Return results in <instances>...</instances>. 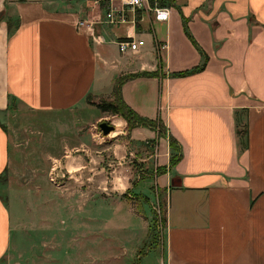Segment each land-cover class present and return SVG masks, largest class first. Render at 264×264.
Returning a JSON list of instances; mask_svg holds the SVG:
<instances>
[{"label":"crops","instance_id":"crops-1","mask_svg":"<svg viewBox=\"0 0 264 264\" xmlns=\"http://www.w3.org/2000/svg\"><path fill=\"white\" fill-rule=\"evenodd\" d=\"M92 1L0 0V114L13 100L27 118H72L73 144L63 148L72 152L92 151L78 136L75 142L77 129L110 121L114 137L85 140L103 152L109 169L106 181L84 186L87 194L138 192L139 181L117 185L118 172L129 156L152 147L139 162H152L153 191L165 196L158 264H264V0H168L165 23L142 17L133 28L102 23ZM183 23L206 61L200 71L177 77L203 63ZM126 33L143 41L135 54L117 51ZM157 44L164 48L157 51ZM117 80L121 101L158 121L165 136L128 130L123 119L86 103L87 96L112 100ZM83 114L93 118L84 123ZM168 136L179 151L170 167ZM15 157L10 126L0 120L5 185ZM10 228L0 199V258Z\"/></svg>","mask_w":264,"mask_h":264},{"label":"rangeland","instance_id":"rangeland-1","mask_svg":"<svg viewBox=\"0 0 264 264\" xmlns=\"http://www.w3.org/2000/svg\"><path fill=\"white\" fill-rule=\"evenodd\" d=\"M167 6H171L169 2ZM100 100L104 99L90 98L93 103ZM24 112L11 100L9 109L0 114V120L10 126L16 150L15 174L6 185L7 180L0 179V199L11 219L9 247L0 264H158L164 251L165 196L153 191L152 162L144 166L139 162L153 148H147L148 154L129 156L127 168L118 172L123 178L117 177V185L139 181L133 189L138 192L87 194L84 186L106 181L109 169L103 152L99 154L85 140L114 137V126L103 121L112 128L107 135L97 125L77 129L75 142L78 136L92 151L75 148L74 162L72 150L63 151L73 144L69 127L73 119L40 117L42 121L27 118ZM83 115L84 123L93 118ZM47 157L59 161L50 163Z\"/></svg>","mask_w":264,"mask_h":264},{"label":"built area","instance_id":"built-area-1","mask_svg":"<svg viewBox=\"0 0 264 264\" xmlns=\"http://www.w3.org/2000/svg\"><path fill=\"white\" fill-rule=\"evenodd\" d=\"M167 2L168 0H94L92 6L101 10L102 23L112 27L133 28L142 17L151 23H165L169 16ZM83 24V22L77 23L78 26ZM89 24L92 23H85L87 26ZM142 46L141 39L133 38L128 33L116 41L117 51L120 54H135ZM163 48L164 45H156L157 51Z\"/></svg>","mask_w":264,"mask_h":264},{"label":"trees","instance_id":"trees-1","mask_svg":"<svg viewBox=\"0 0 264 264\" xmlns=\"http://www.w3.org/2000/svg\"><path fill=\"white\" fill-rule=\"evenodd\" d=\"M183 34L189 40L191 45L196 49V51L201 55V57L203 59V63L199 67L194 68L191 71L173 74V76H177V77L186 76L189 74H193L197 71H200L203 68L204 63L206 61L205 55H203L202 51L198 48L196 43L193 41V39L187 33V30L185 28L184 23H183ZM144 75H148V74H144ZM120 82H121V80H117L113 86V89L111 92L112 100H110V101L100 100L97 103H93L92 101H90L91 97L87 96L85 98L86 103L90 106L95 107L101 113H108L111 115L119 116L121 119H123L125 121L126 128L128 130H130L131 128H134V127H145V128L151 129L153 131H156L158 137L165 136L163 128L161 127V124L158 121L147 120V119H144V118L137 116L134 112H132L121 101V99L119 97ZM159 128L161 129L160 132L158 130ZM167 142H168L169 148L173 152V154L171 155L169 162H168V166L170 167V166H173L175 164V162L178 160V157H179L178 152L179 151H178V147H177L175 141L171 137H169V136L167 137ZM157 171L160 172V171H162V169L159 168V169H157ZM163 222H164V218L162 217V224H163Z\"/></svg>","mask_w":264,"mask_h":264},{"label":"water","instance_id":"water-1","mask_svg":"<svg viewBox=\"0 0 264 264\" xmlns=\"http://www.w3.org/2000/svg\"><path fill=\"white\" fill-rule=\"evenodd\" d=\"M99 131L103 134V135H107L111 130L112 128L108 125H106L105 123H99L97 125Z\"/></svg>","mask_w":264,"mask_h":264}]
</instances>
